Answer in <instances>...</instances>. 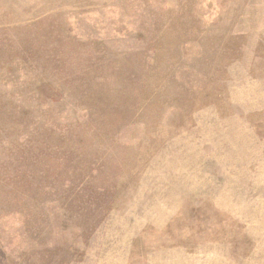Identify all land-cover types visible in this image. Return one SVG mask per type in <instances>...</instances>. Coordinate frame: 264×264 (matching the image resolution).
<instances>
[{
    "label": "rangeland",
    "instance_id": "rangeland-1",
    "mask_svg": "<svg viewBox=\"0 0 264 264\" xmlns=\"http://www.w3.org/2000/svg\"><path fill=\"white\" fill-rule=\"evenodd\" d=\"M0 264H264V0H0Z\"/></svg>",
    "mask_w": 264,
    "mask_h": 264
}]
</instances>
